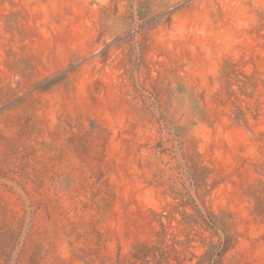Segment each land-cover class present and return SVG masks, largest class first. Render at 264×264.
<instances>
[{"label": "rangeland", "instance_id": "374dc122", "mask_svg": "<svg viewBox=\"0 0 264 264\" xmlns=\"http://www.w3.org/2000/svg\"><path fill=\"white\" fill-rule=\"evenodd\" d=\"M138 243L264 264V0H0V264Z\"/></svg>", "mask_w": 264, "mask_h": 264}, {"label": "trees", "instance_id": "16d2710c", "mask_svg": "<svg viewBox=\"0 0 264 264\" xmlns=\"http://www.w3.org/2000/svg\"><path fill=\"white\" fill-rule=\"evenodd\" d=\"M220 76L223 79V82L226 85V90L229 91L230 85H231V77L234 76L236 85L238 86L239 93L249 95L246 92V89L248 87H251L253 90L257 86V78L255 77V74L251 75H245L241 72H237L236 64L233 63L231 60H223V63L220 68ZM230 95V94H229ZM257 115L254 114V118ZM234 120L238 123H244L245 122V116L244 111L241 109V107H238L235 111ZM259 205H257L256 210L259 209ZM0 248V256L5 253V248ZM156 247L154 246H148L146 243H138L133 246V252L131 253V258L133 262H130L126 260L124 257H122L120 254L118 255L117 264H135L138 261V264H165L168 261V258L170 257V253L173 250H169L167 248H162L158 251ZM176 261H178L177 258H175ZM203 263V256L200 257V259L197 261L196 264H202ZM208 264H214V260H210Z\"/></svg>", "mask_w": 264, "mask_h": 264}]
</instances>
